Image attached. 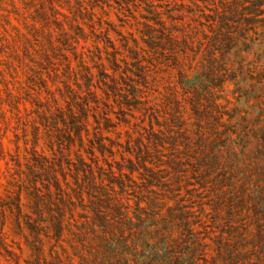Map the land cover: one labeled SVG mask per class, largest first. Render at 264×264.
Masks as SVG:
<instances>
[{
	"label": "trees",
	"instance_id": "trees-1",
	"mask_svg": "<svg viewBox=\"0 0 264 264\" xmlns=\"http://www.w3.org/2000/svg\"><path fill=\"white\" fill-rule=\"evenodd\" d=\"M94 1L0 0V264H264V0L208 3L189 115L126 138L149 73Z\"/></svg>",
	"mask_w": 264,
	"mask_h": 264
},
{
	"label": "rangeland",
	"instance_id": "rangeland-1",
	"mask_svg": "<svg viewBox=\"0 0 264 264\" xmlns=\"http://www.w3.org/2000/svg\"><path fill=\"white\" fill-rule=\"evenodd\" d=\"M211 2L212 0L94 1L97 4V23H101L102 28L114 41L115 48L119 51L120 64L126 65L123 59L127 60L130 66L139 62L146 66L149 73L147 83L139 85L142 90L139 93L146 103L135 110L133 115H129L128 122L122 124V137L126 138L128 133L137 135V131L142 126H148L151 120L157 127L158 122H166L167 118H172L173 121L179 116L178 110L185 116L189 115L185 89L199 84L200 75L196 65L205 51L206 37L214 35L217 23L220 24L219 17H203L201 14ZM151 11L160 12L162 17H147L152 14ZM103 58L110 64L105 52ZM121 69L123 66L119 70ZM121 72L122 70L117 74L120 76ZM1 80L0 78V85ZM113 100V97H110L108 101L113 103ZM23 115L26 118L28 112L24 111ZM6 124L0 119V135L4 130L7 131L4 141L6 159L9 160L11 153L14 154L17 148L13 132L17 121L10 118ZM19 130L21 131H18L17 142L23 150L26 134L22 129ZM111 134L117 135L115 132ZM11 139L13 140L10 141ZM5 161L2 162L3 169ZM16 240V245H26L23 238ZM3 262L6 263L4 260ZM22 264H26L24 259Z\"/></svg>",
	"mask_w": 264,
	"mask_h": 264
}]
</instances>
